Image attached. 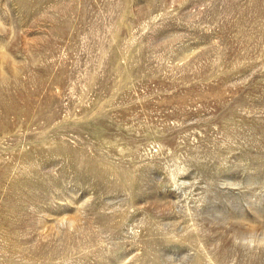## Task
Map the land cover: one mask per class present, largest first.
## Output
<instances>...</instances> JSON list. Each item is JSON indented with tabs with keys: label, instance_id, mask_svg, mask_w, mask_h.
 <instances>
[{
	"label": "rangeland",
	"instance_id": "374dc122",
	"mask_svg": "<svg viewBox=\"0 0 264 264\" xmlns=\"http://www.w3.org/2000/svg\"><path fill=\"white\" fill-rule=\"evenodd\" d=\"M0 264H264V0H0Z\"/></svg>",
	"mask_w": 264,
	"mask_h": 264
}]
</instances>
